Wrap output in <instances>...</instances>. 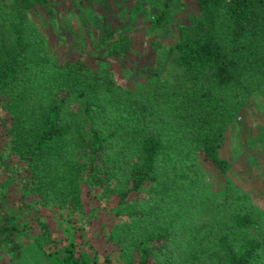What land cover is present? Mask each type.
<instances>
[{
	"label": "trees",
	"instance_id": "obj_1",
	"mask_svg": "<svg viewBox=\"0 0 264 264\" xmlns=\"http://www.w3.org/2000/svg\"><path fill=\"white\" fill-rule=\"evenodd\" d=\"M58 6L0 0V264H264L220 156L264 96V0Z\"/></svg>",
	"mask_w": 264,
	"mask_h": 264
},
{
	"label": "rangeland",
	"instance_id": "obj_2",
	"mask_svg": "<svg viewBox=\"0 0 264 264\" xmlns=\"http://www.w3.org/2000/svg\"><path fill=\"white\" fill-rule=\"evenodd\" d=\"M59 9L72 11L78 0H56ZM94 0H84V4ZM86 9V8H85ZM83 9V10H85ZM83 14H82V13ZM80 15L86 18V11ZM88 18L89 15H87ZM135 21V19H133ZM166 35L163 39L167 42ZM91 65L94 58H88ZM132 69L134 66L129 58L120 61ZM108 63L115 62L109 60ZM145 67V66H144ZM220 156L232 164L228 178L242 189L251 193L258 202L264 205V96L257 95L249 102L240 118L228 129L227 140L221 149ZM205 170L214 191L220 190L227 181L214 167L205 164ZM53 259L47 257L34 244L26 246L22 255L14 264H53Z\"/></svg>",
	"mask_w": 264,
	"mask_h": 264
}]
</instances>
